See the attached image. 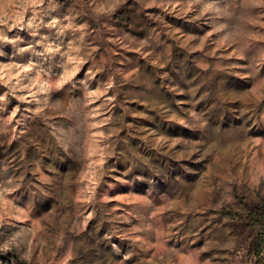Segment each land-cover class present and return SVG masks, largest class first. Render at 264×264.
I'll use <instances>...</instances> for the list:
<instances>
[{
    "label": "rangeland",
    "instance_id": "obj_1",
    "mask_svg": "<svg viewBox=\"0 0 264 264\" xmlns=\"http://www.w3.org/2000/svg\"><path fill=\"white\" fill-rule=\"evenodd\" d=\"M264 0H0V264H257Z\"/></svg>",
    "mask_w": 264,
    "mask_h": 264
},
{
    "label": "trees",
    "instance_id": "obj_2",
    "mask_svg": "<svg viewBox=\"0 0 264 264\" xmlns=\"http://www.w3.org/2000/svg\"><path fill=\"white\" fill-rule=\"evenodd\" d=\"M256 220L260 224V232L250 240L249 254L257 264H264V213L259 212Z\"/></svg>",
    "mask_w": 264,
    "mask_h": 264
}]
</instances>
